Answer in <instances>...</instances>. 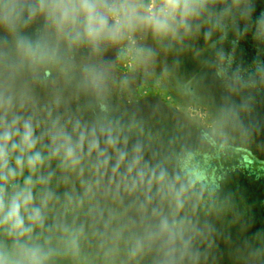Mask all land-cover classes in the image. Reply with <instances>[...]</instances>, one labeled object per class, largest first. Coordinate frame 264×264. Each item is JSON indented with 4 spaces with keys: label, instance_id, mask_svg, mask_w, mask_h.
<instances>
[{
    "label": "rangeland",
    "instance_id": "rangeland-1",
    "mask_svg": "<svg viewBox=\"0 0 264 264\" xmlns=\"http://www.w3.org/2000/svg\"><path fill=\"white\" fill-rule=\"evenodd\" d=\"M122 3L95 14L111 29ZM135 4L167 27L92 39L80 0H0V134L24 158L0 183L6 208L33 195L30 232L0 225L5 264H264V0Z\"/></svg>",
    "mask_w": 264,
    "mask_h": 264
},
{
    "label": "clouds",
    "instance_id": "clouds-1",
    "mask_svg": "<svg viewBox=\"0 0 264 264\" xmlns=\"http://www.w3.org/2000/svg\"><path fill=\"white\" fill-rule=\"evenodd\" d=\"M73 0H53L54 8H67ZM166 3L178 4L179 0H166ZM80 4L83 8L88 9L92 14L88 16V23L86 26V31L89 37L92 39H99L104 34H107L108 38L116 40L121 38V29L123 27L132 28L136 21L153 20L155 21L154 27L156 29H165L167 27L166 20L158 18L155 13L149 16H140L136 13L135 0H124L117 9V11L123 12V14L116 19L114 26L109 29L107 18L103 15L97 16L95 14V9L98 4V0H80ZM161 12L164 11L163 8L160 9ZM131 13V14H130ZM62 13V18H63ZM29 54L35 59H42L43 53L40 51L30 50ZM25 131L22 135L21 142L19 144L13 143L12 147L20 148L21 152L30 151L35 147V140L33 139V133L29 124L24 125ZM12 133L5 131L0 134V182H7L10 178H15L18 174H22L24 167L23 156H18L15 160L16 168L10 166L9 154L6 149L7 142L11 140ZM66 155L68 157L73 156V149L68 147L66 149ZM42 163V157L39 152L34 155H29L27 157V165L30 171H35L37 164ZM19 169V173L17 171ZM26 185H31L32 180L29 178L25 181ZM5 187L0 183V225L10 224V231L15 232L20 236L25 235L30 232L31 229L25 227L24 216L21 214L22 207L27 209L28 205L33 201L32 190L30 187H25L24 189L13 194L10 204L5 205L4 201ZM33 221L40 220L39 209H34V215L29 217ZM26 259L23 261H18L17 264H41V258L38 256L35 250H28L25 253ZM0 264H5V261L0 257Z\"/></svg>",
    "mask_w": 264,
    "mask_h": 264
},
{
    "label": "trees",
    "instance_id": "trees-1",
    "mask_svg": "<svg viewBox=\"0 0 264 264\" xmlns=\"http://www.w3.org/2000/svg\"><path fill=\"white\" fill-rule=\"evenodd\" d=\"M202 29V28H201Z\"/></svg>",
    "mask_w": 264,
    "mask_h": 264
}]
</instances>
